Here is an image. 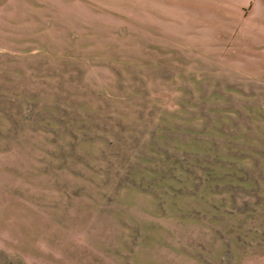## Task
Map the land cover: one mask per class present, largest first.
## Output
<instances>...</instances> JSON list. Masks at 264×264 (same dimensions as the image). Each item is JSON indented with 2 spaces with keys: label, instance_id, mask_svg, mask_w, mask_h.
Segmentation results:
<instances>
[{
  "label": "rangeland",
  "instance_id": "1",
  "mask_svg": "<svg viewBox=\"0 0 264 264\" xmlns=\"http://www.w3.org/2000/svg\"><path fill=\"white\" fill-rule=\"evenodd\" d=\"M0 0V264H264V6Z\"/></svg>",
  "mask_w": 264,
  "mask_h": 264
},
{
  "label": "crops",
  "instance_id": "2",
  "mask_svg": "<svg viewBox=\"0 0 264 264\" xmlns=\"http://www.w3.org/2000/svg\"><path fill=\"white\" fill-rule=\"evenodd\" d=\"M167 12L164 17L169 22L167 25L181 26H208L216 23L214 20H229L232 22L218 23V25H239V21L245 19V12L250 7L264 6V0H164ZM238 21V22H237Z\"/></svg>",
  "mask_w": 264,
  "mask_h": 264
}]
</instances>
